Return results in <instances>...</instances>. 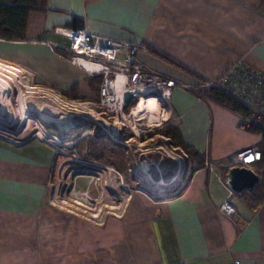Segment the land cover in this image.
<instances>
[{"label":"crops","instance_id":"obj_1","mask_svg":"<svg viewBox=\"0 0 264 264\" xmlns=\"http://www.w3.org/2000/svg\"><path fill=\"white\" fill-rule=\"evenodd\" d=\"M37 9L24 41L0 40L1 63L37 89L94 102L98 78L57 56L66 40L53 31L87 29L145 44L151 53L139 55L140 64L184 86L168 110L160 105L162 121L206 153L213 170L191 169L182 192L165 198L132 190L119 215L96 227L47 200L53 149L0 142V264H264V179L230 198L233 218L218 210L228 174L219 165L262 149L264 137L240 130L238 114L195 96L197 85L239 61L264 74V0H40Z\"/></svg>","mask_w":264,"mask_h":264},{"label":"rangeland","instance_id":"obj_2","mask_svg":"<svg viewBox=\"0 0 264 264\" xmlns=\"http://www.w3.org/2000/svg\"><path fill=\"white\" fill-rule=\"evenodd\" d=\"M0 47H3L2 43ZM14 94L12 99L18 95ZM59 97L61 99L52 92L33 87L31 97L26 100L27 116L33 120L34 126H39L45 140L34 136V133L39 135L34 126L24 127L21 121L12 118L14 110L2 120L12 125L10 128L15 132L18 143H50L46 145L53 149L57 159L48 185L47 200L53 205L75 214L85 223L103 227L106 221L119 215L126 203L121 202L122 199L127 201L132 190L145 189L150 194L168 196L184 187L188 180L187 172L194 167L193 158L174 147L172 138L164 135V130L170 127L166 121H159L160 125L152 127L141 126L140 135H133L127 127L125 134L113 135L121 143L113 140L110 143L101 128L88 122L90 114L85 106L66 103L64 100L68 102L69 99ZM39 98L52 102L56 113H49L47 104ZM158 107L163 110L160 105ZM112 129L111 126L107 129L110 135L114 134ZM54 137L58 140H53ZM88 137L94 139L98 146L107 145L117 150L123 156L122 162L119 156L110 157L105 151L100 162L93 161L87 150ZM118 166H123L124 170ZM163 183L167 187L162 186Z\"/></svg>","mask_w":264,"mask_h":264},{"label":"built area","instance_id":"obj_3","mask_svg":"<svg viewBox=\"0 0 264 264\" xmlns=\"http://www.w3.org/2000/svg\"><path fill=\"white\" fill-rule=\"evenodd\" d=\"M53 32L66 40V44L63 46V54L57 56L66 59L74 67L83 70L88 77L100 78L97 89L98 99L96 101L76 102L68 100V102L78 107H81L80 105L86 106L88 108L86 111L90 114L88 122L101 128L102 134L110 143H113L111 141L113 139L107 129L110 126L114 127L118 120H121L118 127L120 136L126 133L127 127L123 125L122 120L123 113H125L124 96L126 93L132 95L133 101L140 97H153L159 105L168 110L173 91L184 89V86H180L175 81L158 75V73L147 70L140 64L137 60L138 56L150 53L145 44H135L98 36L90 33L87 29L81 31L56 29ZM79 58L85 59L94 68L91 71H86L79 67ZM197 86L202 90H220L246 109V117L239 119L240 130L249 132L255 127L264 129V74L250 67L248 68L242 61H239L227 69L216 81L200 83ZM59 96L65 99L63 95ZM10 126L12 127V125ZM10 126L6 122H0V142L17 146L20 143H14L10 140V131L12 130ZM44 143L50 144L47 141H44ZM51 146L55 148L53 145ZM205 156L206 153L203 157L204 168L213 170L212 164L207 161ZM219 167L226 170L246 168L260 180V178H264V154L257 147L248 148L231 155ZM191 173L192 171L188 170V179ZM221 182L227 196L218 210L224 217L233 218L237 215V212L235 206L231 204L230 198L235 193L232 192L228 179L221 180ZM139 191L145 193V196L152 200L167 197L150 194L145 189Z\"/></svg>","mask_w":264,"mask_h":264},{"label":"trees","instance_id":"obj_4","mask_svg":"<svg viewBox=\"0 0 264 264\" xmlns=\"http://www.w3.org/2000/svg\"><path fill=\"white\" fill-rule=\"evenodd\" d=\"M40 0H0V40L4 42H21L25 38V29L27 23V17L32 11L38 10ZM150 52V51H149ZM151 53V52H150ZM159 57V55H156ZM98 82L100 83V78ZM196 98L203 99L214 104H217L224 109L229 110L232 113L238 114V116L244 118L247 115V111L243 106L236 103L231 98L227 97L222 91L217 89H206V90H196ZM138 102V100H137ZM136 102V103H137ZM135 107L134 103L126 104L125 113L130 109ZM253 133L261 134L264 137V129L255 127L251 130ZM249 131V132H251ZM164 135L172 138L174 147L180 148L185 155L193 158L194 167L192 170L200 169L203 167L204 159L198 153H196L192 147L188 146L181 139L179 132L176 128L170 126L164 130ZM89 141V155L93 161L100 162L102 158L103 151L107 152L110 157H120L122 162L123 156L118 153L115 149H110L107 145H97L94 139L88 137ZM261 148L259 149L262 154H264V140L260 142ZM112 163V162H111ZM123 167V166H122ZM121 166H118L120 170H124ZM264 179V178H261ZM260 183L255 187L256 189L260 188ZM259 186V187H258ZM184 187L178 188L175 193L182 192ZM254 188V189H255Z\"/></svg>","mask_w":264,"mask_h":264},{"label":"bare ground","instance_id":"obj_5","mask_svg":"<svg viewBox=\"0 0 264 264\" xmlns=\"http://www.w3.org/2000/svg\"><path fill=\"white\" fill-rule=\"evenodd\" d=\"M79 67H82L86 71H91L94 67L91 66L89 63L85 61L83 58L78 59ZM98 69V68H97ZM32 84L24 79L18 69L12 67L11 65H5L0 62V122L5 123L2 121L4 118L9 117L12 114V110H14V115L12 118H15L17 122L21 121L23 126H34L33 120L29 119L26 113V100L31 97L33 91ZM50 92V91H49ZM17 93L15 99H12V95L14 96ZM53 93V92H52ZM56 97L60 98L56 95ZM14 98V97H13ZM61 99V98H60ZM38 100H42L47 104L48 112L51 114L56 113V106L54 104L44 98H39ZM63 100V99H62ZM138 102L135 104V107L130 109L127 113H123L122 120L124 125L131 130L133 135H140L141 133V126H149L152 127L155 124H159V121H162V113L158 107L159 103L153 97H140ZM66 103V100H64ZM51 103V104H50ZM72 104V103H71ZM73 105V104H72ZM44 106V104H43ZM81 107L84 105H80ZM86 107V106H85ZM14 108V109H12ZM88 109V108H86ZM67 122V120H65ZM121 123V120H118L115 124L111 133L112 139L116 143L119 142L114 136L118 134V127ZM68 124V123H66ZM35 130L39 132V135L36 134L40 140H45L43 137L39 126H34ZM27 129H29L27 127ZM10 140L13 142H17V136H15L14 131H10ZM114 135V136H113ZM53 140H58V137H54ZM162 183V182H161ZM167 187L166 184H162V186Z\"/></svg>","mask_w":264,"mask_h":264},{"label":"water","instance_id":"obj_6","mask_svg":"<svg viewBox=\"0 0 264 264\" xmlns=\"http://www.w3.org/2000/svg\"><path fill=\"white\" fill-rule=\"evenodd\" d=\"M133 97L131 94L126 93L124 96V101L126 104L134 103L136 101L132 100ZM25 142L21 143L24 144ZM158 180L157 178H155ZM176 177L173 178L175 180ZM227 179L229 185L235 194H240L242 191L254 190V188L259 184L260 180L258 177L253 174L250 170L246 168H232L228 170Z\"/></svg>","mask_w":264,"mask_h":264}]
</instances>
